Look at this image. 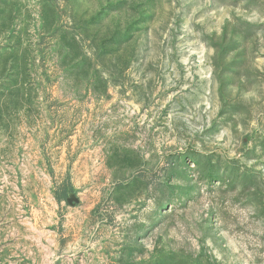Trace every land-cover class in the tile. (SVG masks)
<instances>
[{
  "label": "rangeland",
  "instance_id": "374dc122",
  "mask_svg": "<svg viewBox=\"0 0 264 264\" xmlns=\"http://www.w3.org/2000/svg\"><path fill=\"white\" fill-rule=\"evenodd\" d=\"M0 264H264V0H0Z\"/></svg>",
  "mask_w": 264,
  "mask_h": 264
},
{
  "label": "trees",
  "instance_id": "16d2710c",
  "mask_svg": "<svg viewBox=\"0 0 264 264\" xmlns=\"http://www.w3.org/2000/svg\"><path fill=\"white\" fill-rule=\"evenodd\" d=\"M66 194V189L63 188L62 195Z\"/></svg>",
  "mask_w": 264,
  "mask_h": 264
}]
</instances>
